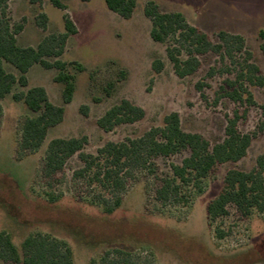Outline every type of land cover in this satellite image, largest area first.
<instances>
[{
  "label": "rangeland",
  "instance_id": "obj_1",
  "mask_svg": "<svg viewBox=\"0 0 264 264\" xmlns=\"http://www.w3.org/2000/svg\"><path fill=\"white\" fill-rule=\"evenodd\" d=\"M59 1L65 9L51 0H7L11 25L24 26L17 35L22 47H37L46 36L65 32V16L72 20L77 33L70 36L59 59L75 63L69 71L75 76L76 90L73 101L65 105L63 84L55 82L57 71L38 64L27 74L29 86L14 88L18 92L44 87L55 105L66 108L64 121L49 130L40 150L23 157L17 150L21 126L35 113L12 95L0 99V233L9 234L19 251L33 235L64 241L73 250L74 264H264L262 215L254 212L244 218L231 207L229 216L211 223L206 213L207 205L222 191L229 170L250 171L258 157L264 156V132L254 138L245 158L218 165L203 181L202 192L183 187L180 199L167 205L156 199L158 177L171 175V164H180L186 153L157 159L156 174L137 171L122 195V206L111 214L92 203L111 198L107 191L88 177L75 176L84 166L78 154L67 161L54 187L41 175L53 139L87 136L89 142L82 152L97 155L108 142L139 138L152 128L163 127L164 117L172 112L179 113L186 132L201 134L211 145L222 142L227 116L239 107L221 97L234 73H221L224 66L219 57L208 54L201 57L202 66L195 74L180 78L167 56L172 42L152 40V22L144 8L154 1L164 12H180L215 41L220 31L243 36L264 75V0H136L129 19L109 10L105 0ZM42 15L47 17L45 28L39 25ZM158 60L164 63L160 72L154 68ZM5 67L19 75L11 65ZM212 68L217 72L209 76ZM249 90L257 105L239 107L240 112L247 108L239 123L243 133L256 132L262 120L264 86H249ZM122 99L141 106L146 116L104 131L98 120ZM48 193L58 199L51 202ZM217 227L227 232L224 238L216 237Z\"/></svg>",
  "mask_w": 264,
  "mask_h": 264
},
{
  "label": "trees",
  "instance_id": "obj_2",
  "mask_svg": "<svg viewBox=\"0 0 264 264\" xmlns=\"http://www.w3.org/2000/svg\"><path fill=\"white\" fill-rule=\"evenodd\" d=\"M51 1L58 8L65 9L59 0ZM105 3L109 10L125 19L131 18L137 6L136 0H105ZM6 7L7 0H0V99L12 95L14 101L23 102L35 113L27 117L21 126L17 150L23 157L40 150L49 130L64 121L66 108L55 105L44 87H30L18 92L13 90L17 86H29L27 74L38 64L47 70L57 71L55 82L63 84V103L70 104L76 84L69 66L75 63L59 58L65 52L68 39L77 33V29L72 20L65 16V32L46 36L37 47H22L18 44L17 35L23 31L24 26L11 25ZM144 12L152 22V40L157 43L172 42L167 48V56L180 78L195 74L202 66L201 57L214 54L224 66L221 73H234V79L226 81L228 88H223L221 97L230 99L239 107L257 105L249 86H264V75L254 62L253 54L247 49L243 36L220 31L215 41L209 34L191 25L182 13L164 12L154 1L147 2ZM41 17L43 22L39 25L45 28L47 17ZM261 36L264 40V31ZM51 58L56 60L51 62ZM6 64L11 65L19 75L7 71ZM78 68L82 70L79 64ZM154 68L160 72L164 63L155 61ZM216 72L212 68L209 76ZM197 89L201 91L202 84H197ZM239 107L234 110L233 116H227L225 138L215 145H211L199 133L183 130L177 112L164 117L163 127L152 128L139 138L119 143L108 142L98 150L97 155L82 152L89 142L87 136L53 139L48 144L42 178L49 187H54L67 161L78 154L84 166L75 172V176L88 177L91 183L107 191L111 198L93 200L92 203L102 206L106 213L111 214L122 206V195L137 171L149 170L156 174L157 159L186 153L180 164H171V175L158 177L156 199L167 205L174 199H180L183 187L193 186L202 192L203 181L218 165L238 162L247 156L254 138L259 132H264V104L260 105L262 120L254 133L240 131L239 123L246 117L247 108L240 112ZM83 109L87 114V107ZM2 115L0 106V124ZM145 116L146 112L141 106L122 99L105 112L98 120V126L111 132L118 126L134 124ZM48 196L51 202L58 199L52 193H48ZM231 207L244 218L254 212L264 217V156L258 157L256 166L250 171L231 169L227 172L222 191L207 205L209 222L229 216ZM215 234L218 239H222L227 232L217 227ZM0 264H74V254L66 242L41 234L26 238L22 251H19L9 234L2 232Z\"/></svg>",
  "mask_w": 264,
  "mask_h": 264
},
{
  "label": "crops",
  "instance_id": "obj_3",
  "mask_svg": "<svg viewBox=\"0 0 264 264\" xmlns=\"http://www.w3.org/2000/svg\"><path fill=\"white\" fill-rule=\"evenodd\" d=\"M17 72V71H16ZM12 73H14V72H12ZM14 74H16V73H14ZM17 75V74H16ZM29 80V79H28ZM36 87V86H35Z\"/></svg>",
  "mask_w": 264,
  "mask_h": 264
}]
</instances>
